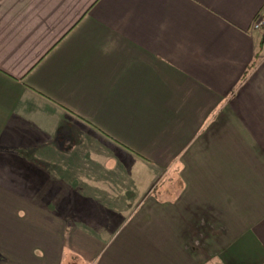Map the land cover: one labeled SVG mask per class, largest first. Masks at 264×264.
<instances>
[{
    "label": "crops",
    "instance_id": "obj_1",
    "mask_svg": "<svg viewBox=\"0 0 264 264\" xmlns=\"http://www.w3.org/2000/svg\"><path fill=\"white\" fill-rule=\"evenodd\" d=\"M261 11L0 1V264H264Z\"/></svg>",
    "mask_w": 264,
    "mask_h": 264
},
{
    "label": "built area",
    "instance_id": "obj_2",
    "mask_svg": "<svg viewBox=\"0 0 264 264\" xmlns=\"http://www.w3.org/2000/svg\"><path fill=\"white\" fill-rule=\"evenodd\" d=\"M255 18L256 19L253 25V30L257 31L264 28V13L262 15L258 14Z\"/></svg>",
    "mask_w": 264,
    "mask_h": 264
},
{
    "label": "rangeland",
    "instance_id": "obj_3",
    "mask_svg": "<svg viewBox=\"0 0 264 264\" xmlns=\"http://www.w3.org/2000/svg\"><path fill=\"white\" fill-rule=\"evenodd\" d=\"M264 13V11H261V12H259L258 14H260V15H262ZM257 14V15H258ZM257 15H256V17H257ZM256 19V18H255ZM255 19H254V21H253V24H252V29H253V25H254V23H255ZM253 31H255V30H253ZM257 31H261L262 32V35L264 36V28H262V29H260V30H257Z\"/></svg>",
    "mask_w": 264,
    "mask_h": 264
},
{
    "label": "trees",
    "instance_id": "obj_4",
    "mask_svg": "<svg viewBox=\"0 0 264 264\" xmlns=\"http://www.w3.org/2000/svg\"><path fill=\"white\" fill-rule=\"evenodd\" d=\"M0 1H2V0H0ZM259 59H260V56L257 55V57H256V59H255V62H254L253 65H252V68H254V67L257 65Z\"/></svg>",
    "mask_w": 264,
    "mask_h": 264
}]
</instances>
